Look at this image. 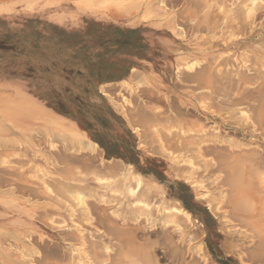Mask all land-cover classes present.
Returning a JSON list of instances; mask_svg holds the SVG:
<instances>
[{
	"label": "rangeland",
	"instance_id": "obj_1",
	"mask_svg": "<svg viewBox=\"0 0 264 264\" xmlns=\"http://www.w3.org/2000/svg\"><path fill=\"white\" fill-rule=\"evenodd\" d=\"M124 1L127 2L121 0V6L118 3V8L115 4H110L111 7L107 4L111 2L98 3L103 5L100 7L96 2L92 7H86L90 3L85 5L83 2L85 6H82L74 0H0V264H90V261L91 264L95 261V264H112L114 260L117 264L120 250L124 253L121 256L124 261L120 263L129 264L137 253L130 252L133 244L126 240L118 252L116 230H129L136 224L138 231L141 228L153 230L161 227L165 220H175L172 216L160 218V212H150L148 220L145 216L131 219V214L126 212V219L124 214L121 217L119 212H124L122 209L126 204L139 208L140 199L149 203L151 209L156 206L184 208L192 215L187 224L178 222L180 227L188 225L184 232L169 229L167 238L177 254L174 258L168 256L160 264H264V244L259 245L264 243V239L260 241L264 238V186L258 178H253L243 187L248 193L245 198L231 199L223 194L230 189L227 184L206 180L203 161L196 156L195 144L204 138L209 126L204 109L206 29L212 22L222 20L237 21L238 18L247 23L245 14L239 10L243 0H153L158 4L154 3L153 8L165 11L161 18L149 16L155 12L140 4V0ZM260 1L256 0L257 7L254 6V15L249 19L258 29L260 24L264 25V0ZM257 31L260 37L255 38L252 46L262 50L264 32ZM235 32L239 33L235 40H239L245 31ZM121 34L128 37L125 51L132 62L129 75L116 83L102 85L101 91L109 107L136 135L139 148L119 159L104 155L98 145L95 153L88 148L80 149L66 132L54 130L47 122L45 113L49 107L60 118L69 119L68 122L79 131V134L73 131V135L79 137L82 134L83 145H86L91 140L86 129L89 121H95L93 113L96 109L90 95L79 100L78 107L68 106L73 111L78 108L77 116L85 117L86 120L77 123L57 113L53 108L56 102L53 106L41 102L37 95L40 90L34 86L35 81L30 80L33 63L41 61L43 44L62 47L66 57L75 55L73 50L78 51L82 46L84 49L78 55L90 57L98 39ZM217 50L218 47L215 54ZM239 117L238 113L234 115L237 120ZM112 164H117L115 169ZM41 168L48 172L43 179L40 178ZM137 178L141 179V188ZM132 188L136 192L130 197ZM57 192H63L65 198ZM68 192L86 197L84 203L89 207L84 214L88 215L89 223L80 218L78 206H74L77 207L74 215L70 212L73 211L70 207L72 194ZM244 199L250 201L252 208ZM210 201L217 207L215 213L207 208ZM234 203L247 206L251 218L247 213L242 214L243 220L247 218L248 222L238 220L230 211ZM100 215L104 220L101 225L97 219ZM198 225L201 235L197 240L205 245V260L199 254L198 241L193 239L191 231ZM79 229L87 235L92 233L95 238L104 232L101 239L106 242L103 245L86 244L88 248H85L77 237ZM163 234L157 232V237L151 236L149 240L160 238L163 241L166 236ZM122 237L129 238L127 235ZM19 246L29 251L24 261L15 258L21 253L17 252ZM81 248L87 252L85 254L91 253L90 257L85 258L84 254L83 258ZM78 254V258L82 255V261L76 258ZM258 255L260 259H254Z\"/></svg>",
	"mask_w": 264,
	"mask_h": 264
},
{
	"label": "bare ground",
	"instance_id": "obj_2",
	"mask_svg": "<svg viewBox=\"0 0 264 264\" xmlns=\"http://www.w3.org/2000/svg\"><path fill=\"white\" fill-rule=\"evenodd\" d=\"M74 1H75L74 3L80 4V5L82 4V6L84 5V3H85V5H87V4L89 5V3H90V6H86V7H92L93 6L92 3H94V2H91L92 0H90V2H88L89 0H86V1L85 0H83V1L74 0ZM79 1H81L82 3ZM93 1H96V0H93ZM111 1L110 0H107L105 2H103V1L97 2L96 1L97 3L96 2L95 3L98 7H100L102 4H98V3L103 2V4H106V2H111ZM113 1L111 3H107V4H109V6H110V4H113V5L115 4L114 6H117L119 8L123 2H127L124 0H123V2H121V0H120V2H117L119 0H113ZM140 1H142V3H140V4L146 5V7L150 9V11L155 12L154 15L152 14L149 16H152V17L154 16V18H155V16H156V18H159V17L161 18V16L163 17V15L165 16V11L162 12L163 9L160 10L161 11L160 12L156 7L153 8V5H155L154 3L157 4V2H155L153 0H140ZM162 1H164V0H159L158 2H162ZM219 1L220 0H218V2ZM95 3H94V5H95ZM118 3L120 4V6L118 5ZM255 4H256V0H243L239 4V10L242 11L245 14L246 18L248 19L247 23L241 22L237 18L238 17L237 16L236 17L237 21H235L236 19H234V20H222V21H218V22H212V24L211 25L209 24V27L206 29L207 30V34H206L207 36L205 38L206 39L205 40V43H206L205 44L206 45V64L204 67H206L205 70L207 72V76H206V79L204 81L205 87H206V92H205L206 102L204 100V102L206 103L205 104L206 106L204 109H206L205 118H206L209 126H208L206 132L204 131L205 132L204 133L205 135H203L204 138L202 137L201 141L198 142V140H197V143H195L196 144V156L201 157V159L203 161V167L202 168H204L203 173H205L204 176H205L206 180L210 183H216V184H222V185L227 184L230 187V189H228L229 191H225L224 193L222 191V193L227 194L231 199H235L236 196H238V197L242 196L245 198L248 193L246 192V190L243 187L246 184L248 185L249 182H252L251 180L253 178H258L259 183L262 186H264V60H261L262 58H264V44H263L264 41L262 40L263 43L260 42L261 44H263L262 50L254 49L252 46L255 38L260 37V35L257 34V32H258L257 30H260L261 33H263L264 32V25L260 24L259 29H258L257 24H255L253 20H249L254 15L252 13L254 11V8L257 7V6H255ZM107 6L108 5H105L104 7H107ZM159 6H160V3H159ZM118 8H116V9H118ZM164 9H166V8H164ZM222 9H224V8H222ZM222 9H221V11H222ZM219 10H220V8H219ZM261 11H262V9H261ZM256 12L259 13L258 11H256ZM149 14H150V12H149ZM234 29L239 30V32H240V30H241V32L245 31L242 34V36H243L242 39L235 40V38L237 37V35L239 33H237L238 31L235 32L236 30H234ZM225 32L227 35L225 34ZM216 39H217V41H215ZM216 47H218V50H217V53L215 54V48ZM259 55H261V56H259ZM255 65H257V67ZM205 70H202V71L205 72ZM186 76H188V74ZM191 78H192V76H191ZM194 78H196V77H194ZM194 78L192 80H195ZM187 79H189V78H186V80ZM225 98H227V99H225ZM46 110H48L47 114L45 113V116L47 118V122L50 123V126H52L54 130L56 129L59 131L66 132L68 134V136L70 137V140L73 139L72 142L76 143V145H78L80 149L88 148L91 152L95 153V148L97 146V143L89 140V141H87L86 145H83V139H82L83 135L80 134L79 137L76 135H73L74 134L73 131H75L78 134H79V131L76 130L75 128H73V124L68 122L69 119L67 120V118H66V120H64V118H60L53 111H51V108H49V107H47ZM237 113L240 115L239 120L234 118V115ZM2 126L5 127V125H2ZM230 135H233V137L236 136L237 138L233 139L230 137ZM179 145H180V143H179ZM116 165L112 164L113 169H115ZM108 167H109V165H108ZM110 168H111V165H110ZM113 169H111V171ZM193 169L195 170V167H193ZM39 171H41L40 173L42 175L40 178H42V179L48 173L44 168L39 169ZM193 175H194V173H193ZM188 179L189 178L186 177V180H188ZM136 182H137V185L139 186V188H141V185H142L141 179L137 178ZM194 182L197 183L198 180H195ZM49 185H50V183H49ZM192 185L194 186L195 183ZM62 186H64V184ZM21 188H22V190L24 189L23 187H21ZM195 188L197 189V187H195ZM47 189H45V190H47ZM47 192H49V191H47ZM65 192H66V189H65ZM135 192H136L135 189L132 188L129 192V194H130L129 196L130 197L133 196ZM57 193H59V192H57ZM61 193H59L60 197L61 196L64 197V193L63 192H61ZM71 194H72V203H71L70 207L73 211L70 210V212L73 214V212L77 208L74 206H78L77 210H79V209L80 210L77 213L79 214L80 218L83 217L81 219H84L89 223L90 219H88V217H87L88 215L86 216L84 214L85 212H87V207H89V205L87 206V205H85L86 203H84L86 197L84 198L83 194H82L83 196L79 195L78 193H76V194L71 193ZM261 194H263V193H261ZM201 197L204 198V196H201ZM70 199H71V196H70ZM113 199H112V202H113ZM202 200H205V198ZM138 201H139V203H141L139 208H135V207L132 208L131 205L126 204V208L123 207V209H122V211H124V212L120 213L121 210L119 212L121 217L123 216L122 214H124V217L126 219V216L129 213L128 215L131 214V216H130L131 219L137 220V216H145L148 220V219H150L149 217H151V215L149 214L150 212H153V214L155 212H160V218L164 219V217L172 216L175 218V220H170V221L165 220V222H163L162 225H160L161 227H156L153 230L141 228L142 230L140 229V231H138L139 226H137V224H136L135 228H132V229L128 228L129 230L124 229V228L122 229V231L116 230L118 232L116 234L118 236V237H116V239L118 240V244H119V246H117L118 244L115 245V246H117L116 247L117 250H118V248L120 250V245L123 246V243L125 240H126V242L128 241V242H131V244H133V245H131L132 247H130V248H132V249H130V252L132 250V253L135 252V253H137V255L135 254L136 257L134 259H131L129 264H131V263L132 264H160L168 256L170 258H172V257L174 258L176 256L177 252H176L175 246H173L171 244V240L168 241V238H167L168 234L167 233H169L170 228H176V229L184 232V228L188 227V225L187 226L185 225V224H187L186 222L191 220V217H192L191 213L184 208L165 209L164 207H157L156 206L155 209H151L149 203L144 202L141 199ZM207 201H209V200H207ZM246 201L250 202L248 199ZM244 202H245V199H244ZM248 202H245V203H247L246 205L250 204L249 206H250V208H252V204L248 203ZM239 203H240V200H239ZM239 203H234L231 206L230 211L240 221L243 220V214L242 213H247V217L251 218L252 215H249L250 214L249 210H246L247 206L244 205L245 206V208H244L242 206L243 204L241 203L242 205H240ZM206 205H207V208L212 213H215L217 207H214L213 204L211 203V201L209 203L207 202ZM125 212L127 213L126 215H125ZM114 213L116 214L118 212H114ZM99 214H100V212L98 213V215ZM229 214H231V213H229ZM104 215L105 214H103V216ZM85 216L87 218H85ZM90 216H91V214H90ZM100 216H98L97 219H98V222L100 220L99 223L101 225V223H102L101 221L104 222V220H102L101 219L102 216L101 217ZM106 217L104 216L105 219H106ZM108 217H110V216H108ZM119 218H120V216H119ZM93 219H94V217H93ZM153 219H154V217H153ZM109 220H110V218H109ZM246 220H247V218H245L243 221H246ZM179 221H183L185 223L184 226L182 225L183 227H180L181 224L178 223ZM74 222H75V220H74ZM91 222H93V221H91ZM246 222H248V220ZM90 224H92V223H90ZM105 225H106V223H105ZM97 226H99V225H97ZM99 228H100V226H99ZM103 228H104V226H103ZM199 228H200V226L198 225L197 228H194L193 230H191L192 235H193V239H195V240H197L201 235ZM88 231H89V229H88ZM157 232H161L162 234L163 233L166 234L164 240L161 241L160 238H157L155 240L150 241L151 236L157 237ZM103 233H102V236H104ZM111 234H113V233L111 232L110 235ZM106 235H107V233H106ZM123 235H127V237H129V238L123 239L124 238V237H122ZM19 236H20V234H19ZM94 236H92V233H91V235L85 234L82 229H79L78 233H77V237L81 243L80 245L85 246V248L87 247L86 244L89 246L99 245L105 241V240H103V242H102V239H103V238L101 239L102 236L101 237L98 236L96 238ZM71 238L73 239V237H71ZM169 238H171V236ZM136 239H138V241H136ZM263 239L264 238H261L260 241H262ZM67 240L68 239H66V241ZM24 242H26V241H24ZM29 244H31V243H29ZM197 244L198 245H196V246L199 250V254L205 260V258H204L205 257V250H204L205 245H201L200 241H198ZM263 244H264L263 241L259 243L260 246H263ZM7 245H9V244H7ZM83 248H81L80 251L83 250ZM106 248H107V246H106ZM75 249H73V250H75ZM260 249H262V248H260ZM119 250H118V252L121 251L119 253L120 260H119V263H117V264H121L120 263L121 260H122V263L124 261V258L121 257L122 255H124V253L122 252V250H120V251ZM255 250H256V248H255ZM20 251H21V253H19V255H17V256L15 255L16 257L15 256L14 257L15 258H21L24 261L26 258L25 255L29 254V251H28V249H27V251H25L24 249L20 248V246H19V249L17 252H20ZM88 251H90V250H88ZM229 251H231V249ZM85 252L86 251L83 250L81 253V254H83V256L80 254V257L78 258V256H79V254H78V255H76L77 256L76 258H78V260H81L82 257L84 258ZM13 253L15 254L16 252H13ZM77 253H80V252H76V254ZM85 255H86L85 258H87V256L91 255V253L89 255H87V254H85ZM11 256H12V254H11ZM109 256L110 255H107V257H109ZM111 257L113 260L116 259V258H114V256H111ZM256 258H259V255L257 257H255L254 259H256ZM254 259L252 258L251 262ZM83 261H84V259H83ZM89 261H88V263H89ZM114 261H112V262L114 264H116L115 262H117V261H115V262ZM91 263L92 262L90 261V264ZM95 263H96V261L93 264H95ZM103 263H105V262H103Z\"/></svg>",
	"mask_w": 264,
	"mask_h": 264
},
{
	"label": "crops",
	"instance_id": "obj_3",
	"mask_svg": "<svg viewBox=\"0 0 264 264\" xmlns=\"http://www.w3.org/2000/svg\"><path fill=\"white\" fill-rule=\"evenodd\" d=\"M97 42L90 57L78 55L84 49L82 46L78 51L73 50L77 55L66 57L62 47L43 44L41 61L33 63L30 81H35L34 86L40 90L37 95L41 102L49 106L56 102L53 108L57 113L77 123L86 120L85 117L77 116L78 108L73 111L68 106L78 107L79 100L90 95L96 109L93 113L95 121H89L87 126V136L97 143L104 155L122 159L139 148L138 140L123 118L109 107L101 86L116 83L129 75L132 62L125 51L128 37L123 34L107 36Z\"/></svg>",
	"mask_w": 264,
	"mask_h": 264
}]
</instances>
